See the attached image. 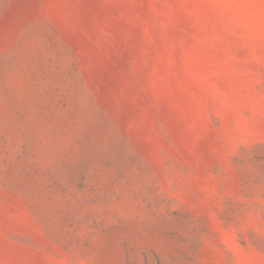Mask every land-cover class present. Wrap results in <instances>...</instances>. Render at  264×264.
Returning a JSON list of instances; mask_svg holds the SVG:
<instances>
[{"label":"rangeland","instance_id":"374dc122","mask_svg":"<svg viewBox=\"0 0 264 264\" xmlns=\"http://www.w3.org/2000/svg\"><path fill=\"white\" fill-rule=\"evenodd\" d=\"M0 264H264V0H0Z\"/></svg>","mask_w":264,"mask_h":264}]
</instances>
